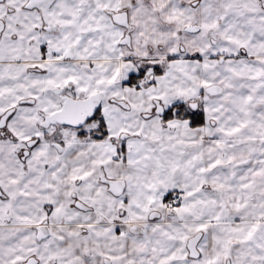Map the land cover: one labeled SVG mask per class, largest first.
<instances>
[{
    "label": "snow or ice",
    "instance_id": "snow-or-ice-1",
    "mask_svg": "<svg viewBox=\"0 0 264 264\" xmlns=\"http://www.w3.org/2000/svg\"><path fill=\"white\" fill-rule=\"evenodd\" d=\"M0 264H264V0H0Z\"/></svg>",
    "mask_w": 264,
    "mask_h": 264
}]
</instances>
